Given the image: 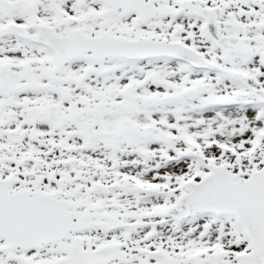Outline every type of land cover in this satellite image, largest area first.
Wrapping results in <instances>:
<instances>
[{"label": "snow or ice", "instance_id": "1", "mask_svg": "<svg viewBox=\"0 0 264 264\" xmlns=\"http://www.w3.org/2000/svg\"><path fill=\"white\" fill-rule=\"evenodd\" d=\"M0 264H264V0H0Z\"/></svg>", "mask_w": 264, "mask_h": 264}]
</instances>
